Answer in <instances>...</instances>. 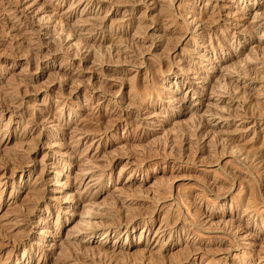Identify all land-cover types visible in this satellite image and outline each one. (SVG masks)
Wrapping results in <instances>:
<instances>
[{"label": "rangeland", "instance_id": "1", "mask_svg": "<svg viewBox=\"0 0 264 264\" xmlns=\"http://www.w3.org/2000/svg\"><path fill=\"white\" fill-rule=\"evenodd\" d=\"M85 262L264 264V0H0V264Z\"/></svg>", "mask_w": 264, "mask_h": 264}, {"label": "bare ground", "instance_id": "2", "mask_svg": "<svg viewBox=\"0 0 264 264\" xmlns=\"http://www.w3.org/2000/svg\"><path fill=\"white\" fill-rule=\"evenodd\" d=\"M202 121H203V120H202ZM205 122H206V121H205ZM205 124H208V123H205ZM205 124L203 123V127H202V129L206 126ZM217 138H218V137H217ZM221 139H222V138H221ZM181 141H182V140H181ZM228 141H229V140H228ZM201 150H202V149H201ZM252 157H253V156H252ZM4 169H5V168H4ZM5 170H6V169H5ZM4 174H5V173H4ZM255 181H256V180H255ZM262 182H263V181H262ZM260 187H261V185H260ZM259 189H260V188H259ZM260 191H261V190H260ZM261 192H262V191H261ZM261 197H262V196H261ZM117 207H118V206H117ZM117 209H118V208H117ZM128 223H129V222H128ZM128 223H127V224H128ZM102 249H103V248H102ZM101 251H103V250H101ZM66 257H67V256H66ZM69 257H70V256H69ZM69 257H68V258H69ZM65 259H66V258H65ZM72 259H73V258H72ZM72 259L70 258L69 260H72ZM74 259L77 261L76 258H74ZM69 260H68V261H69ZM75 260H74V261H75ZM86 260H87V259H86ZM71 262H73V261H71ZM85 263H86V262H85ZM92 263H93V262H92ZM83 264H84V263H83ZM86 264H87V263H86ZM89 264H90V263H89ZM94 264H95V263H94ZM97 264H98V263H97ZM100 264H101V263H100Z\"/></svg>", "mask_w": 264, "mask_h": 264}]
</instances>
